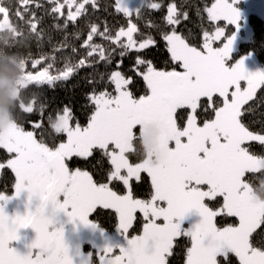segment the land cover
I'll list each match as a JSON object with an SVG mask.
<instances>
[{"label": "snow or ice", "instance_id": "snow-or-ice-1", "mask_svg": "<svg viewBox=\"0 0 264 264\" xmlns=\"http://www.w3.org/2000/svg\"><path fill=\"white\" fill-rule=\"evenodd\" d=\"M49 2L53 17H63L57 29L87 21L76 33L83 51L65 36L53 46L63 66L45 55L26 75L32 86H55L93 69L85 78L86 120L77 121L68 101L50 106L33 96L24 108L38 113L24 117L31 129L24 123L0 139V170L14 176L12 193L0 191V264H173L183 237L190 241L184 264H264V205L247 197L249 174L264 164V70H249L254 51L237 53L249 40L241 7L248 0L199 7L200 27L190 33L196 21L186 0ZM29 4L42 7L0 0V23L41 39ZM259 11L264 16V0ZM104 13L123 26L92 22ZM151 121L162 128L156 168L132 145ZM106 216L115 219L112 237L95 219ZM69 228L104 243L85 257L69 244Z\"/></svg>", "mask_w": 264, "mask_h": 264}, {"label": "trees", "instance_id": "trees-1", "mask_svg": "<svg viewBox=\"0 0 264 264\" xmlns=\"http://www.w3.org/2000/svg\"><path fill=\"white\" fill-rule=\"evenodd\" d=\"M5 2H8V0H5ZM12 2L15 3L16 0H12ZM101 2L107 3L108 0H101ZM186 2L192 5L190 15L193 20L196 21L188 29H185L190 33L193 28L198 30L200 27L198 22L199 18L196 15L198 8L203 7L204 5H210L212 0H186ZM39 3L42 5L39 9H36L34 4H29L28 7L35 10L41 19V25L44 29L41 39H37L27 31H25L24 36L18 35V29L13 24H10V27L8 28L0 30V79L9 80L13 84L24 82L22 86L19 85V94L18 97L15 98L10 96L7 88L0 87V108L18 128H22L24 123H26L30 130L31 122H25L24 117L33 115L38 118V113H27L24 111V108L29 106L33 96H42L45 103L50 106H56L58 104L62 106L64 101H68L69 105L75 109L77 121L83 125L86 120L84 109L88 107V105L84 103L86 98L84 89L87 86L85 78L91 76L93 69H83L74 78L66 82L57 83L55 86H32L26 72L29 70L35 71V69L31 68V62L35 59H40L45 55L58 56V62L62 67L64 57L60 56L59 53L54 52L53 46L58 48L60 44L64 42L65 36H67L68 42L79 49V45L84 36L82 35L81 39H77L76 33H84V30L87 27V21L81 26L70 24L66 31L57 29L56 24L62 21L63 17L58 19L53 17L50 12L51 4L49 0H39ZM17 6L19 7L18 4ZM45 9H49V11L46 12ZM67 11L68 9L66 8L65 13ZM81 19L83 18L81 17ZM92 22H99L101 25L107 23L110 26H123V22L119 19H113L110 13H104L99 16L98 21L94 18ZM249 24L251 28V37L248 41L239 45L237 53L239 56H244L247 52L254 51L255 56L264 66V20L259 15L251 14L249 16ZM79 51L82 52L83 50L79 49ZM156 51L158 53L157 59L161 66H165L167 61L162 58L164 56V50L158 48ZM64 52H70V49H65ZM96 70L98 72H103L104 68L102 65H97ZM73 101H75V103H72ZM259 114L260 110L256 113L257 120H259ZM132 145L135 147V154H138L141 159L147 158L148 151L146 148L147 146H145L142 131L139 134V139L132 141ZM77 166L84 167L85 170L95 171V167L92 165ZM249 176L252 179L250 181L249 189L258 198L260 204L264 205V167L260 168V170L253 174H249ZM13 180L14 176L10 170H1L0 191L6 192L10 195L12 193ZM95 219L99 222L100 226L106 231V233H114L116 230L114 217H95ZM132 234L135 235L137 232H133ZM182 241L183 243L178 246L173 258V264H184L186 251L190 246V241L187 237H183Z\"/></svg>", "mask_w": 264, "mask_h": 264}, {"label": "rangeland", "instance_id": "rangeland-1", "mask_svg": "<svg viewBox=\"0 0 264 264\" xmlns=\"http://www.w3.org/2000/svg\"><path fill=\"white\" fill-rule=\"evenodd\" d=\"M133 2L136 4H140L143 2V0H133ZM261 2L262 0L260 1L248 0V3L242 4L241 7H243L245 11L249 13V16L251 14L259 15L264 20V16H261L260 11H259V6ZM253 9L255 11H253ZM249 25L250 24H249V17H248V32H249V39H250L251 28ZM8 27H10L9 23L7 22L0 23V30H3L4 28H8ZM240 44L237 45V49ZM254 59H255V63H250L248 65L249 70L251 71L264 70V66L259 62L258 58L255 56ZM23 84L24 82L13 84L9 80L0 79V87L7 88L10 96L13 98L18 97L19 85L22 86ZM15 129H18V127L13 122H11L8 115L4 111H2L0 108V139H4V140L10 139V135ZM141 131L143 132L145 146H147L146 148L148 151V156L146 159H144L146 166L149 168L159 167L162 161V157H163V153H162L161 146H160V139L162 135L161 125L157 121H151V122L146 123L143 126ZM262 167H264V164L260 165V168ZM247 197L250 203H252L253 205H256V206L263 205V204H260L258 198L252 193V191L249 188L247 190ZM18 206L19 205L17 204V207ZM14 210L15 209L12 206H10L9 211H14ZM185 227H188V225H185ZM114 233H110V234L107 233V235L112 237ZM67 240L70 245H78L82 255H84L85 257L87 256L88 253L91 252V246L100 247L104 243L103 239L99 235H94L86 229H79L78 231H73L71 228H69L67 231ZM85 242H88V243L83 244Z\"/></svg>", "mask_w": 264, "mask_h": 264}, {"label": "flooded vegetation", "instance_id": "flooded-vegetation-1", "mask_svg": "<svg viewBox=\"0 0 264 264\" xmlns=\"http://www.w3.org/2000/svg\"><path fill=\"white\" fill-rule=\"evenodd\" d=\"M88 242H85V243H83V244H87ZM92 248H91V252L90 253H95L96 251H98V249H99V246L98 247H93V246H91ZM91 259H93V260H95V255H93L92 257H91Z\"/></svg>", "mask_w": 264, "mask_h": 264}, {"label": "water", "instance_id": "water-1", "mask_svg": "<svg viewBox=\"0 0 264 264\" xmlns=\"http://www.w3.org/2000/svg\"><path fill=\"white\" fill-rule=\"evenodd\" d=\"M27 239L30 241L33 237V234L29 231L28 233H26Z\"/></svg>", "mask_w": 264, "mask_h": 264}]
</instances>
